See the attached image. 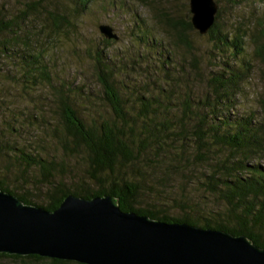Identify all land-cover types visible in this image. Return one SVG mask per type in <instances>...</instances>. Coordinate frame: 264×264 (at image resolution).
<instances>
[{
    "label": "trees",
    "instance_id": "trees-1",
    "mask_svg": "<svg viewBox=\"0 0 264 264\" xmlns=\"http://www.w3.org/2000/svg\"><path fill=\"white\" fill-rule=\"evenodd\" d=\"M88 1L75 0L81 9ZM40 5L28 3L24 18L29 21ZM156 19L174 39L175 48L190 50L188 34L194 29L188 13L185 18L159 14ZM218 19L217 12L206 35L216 49L232 51L230 58H237L243 36L229 38L223 34ZM48 20L55 33L61 23L69 24L54 13L48 14ZM18 28L14 20L0 19V38L5 32L16 35ZM152 45L159 49L157 42ZM254 45L264 68V40H256ZM5 46L3 53L12 51ZM101 53L97 51L92 59L99 90L94 100L86 98L84 90L77 93L69 86H61L57 92L59 120L55 124L59 122L60 127L57 125L50 133L65 152L64 159L43 158L34 147L30 151L13 147L12 157L21 175L12 176L13 167L0 168V191L24 205L50 212L67 195L84 200L109 196L124 213L243 236L264 249V87L258 101L259 113L240 112L238 84L247 79L246 69L235 70L229 62L213 59L217 61L215 69L205 81L203 94L198 95L187 87L189 82L182 84L181 76L175 75L178 66L169 68L167 54V62L159 63L158 72H154L160 74L156 75L154 92L146 86H138L134 92L125 83L126 77L120 79L124 69L114 66ZM30 57L34 69L40 68L35 73L47 80L40 67V54ZM192 62L196 69V59ZM261 77L264 85V69ZM199 80L194 82L198 84ZM84 99L87 108L103 104L100 112L82 116L79 109L86 108ZM68 162L83 164L84 177L71 178L72 168L59 176L58 169L69 166ZM33 172H38V179ZM35 183L39 188L30 186ZM16 185L23 187L15 190ZM34 189L43 191L41 201L34 196ZM3 259L78 264L0 254Z\"/></svg>",
    "mask_w": 264,
    "mask_h": 264
},
{
    "label": "rangeland",
    "instance_id": "rangeland-1",
    "mask_svg": "<svg viewBox=\"0 0 264 264\" xmlns=\"http://www.w3.org/2000/svg\"><path fill=\"white\" fill-rule=\"evenodd\" d=\"M214 1L218 6L219 30L229 38L243 36L242 51L237 58H230L232 51L216 49L209 35L201 36L195 30L188 34L190 50L174 47V39L156 17L167 14L185 18L186 13L189 17L188 0H90L82 9L75 0H0V19L14 20L20 29L14 31L16 35L5 32L0 38V168L13 167L12 176L15 173L21 175L12 157L13 147L22 151L34 147L43 158L64 159L65 152L56 144V136L50 133L57 125L60 127L59 122L55 124L59 120L57 92L61 86H69L77 93L84 90L85 97L92 100L94 95H99L92 60L97 51L107 56L114 66L124 69L120 71H124L120 79L126 77L124 81L133 91L138 86H146L152 92L156 88V75L160 76L154 72H158L159 63L167 62L165 55L168 54L169 68L178 66L175 75L181 76L182 84L189 82L187 87L198 95L203 94L205 81L215 69L217 61L213 62V59L219 58L222 63L229 62L235 70H247V79L238 84V110L258 114L264 68L255 55L254 42L264 40V0ZM31 2L41 5L28 21L23 12ZM52 13L69 22L61 23L57 33L48 20V14ZM99 25L110 26L119 39L105 44L98 31ZM154 42L163 49L160 54L152 45ZM4 45L12 51L3 53ZM37 53L49 82L41 80V75L35 73L40 68L34 69L35 63L32 64L30 56ZM193 58L196 69L191 66ZM199 77L197 84L194 80L198 81ZM83 102L86 108L79 109V113L84 117L97 115L103 106L91 109L87 108V100ZM31 153L34 154L33 150ZM68 164L66 168L58 169L59 176L72 168L71 178L84 177L83 164ZM33 173L38 179V172ZM30 186L39 188L36 183ZM21 187L16 185L13 189L20 190ZM33 191L41 201L43 191ZM0 264L47 263L3 259Z\"/></svg>",
    "mask_w": 264,
    "mask_h": 264
},
{
    "label": "water",
    "instance_id": "water-1",
    "mask_svg": "<svg viewBox=\"0 0 264 264\" xmlns=\"http://www.w3.org/2000/svg\"><path fill=\"white\" fill-rule=\"evenodd\" d=\"M188 9L192 28L206 35L218 12L215 1L188 0ZM98 31L107 41L119 39L108 25ZM0 254L78 264H264V249L243 236L124 213L109 196L67 195L50 212L2 191Z\"/></svg>",
    "mask_w": 264,
    "mask_h": 264
}]
</instances>
